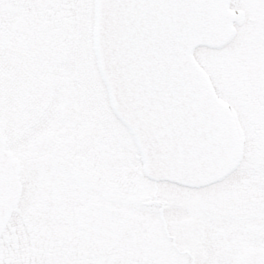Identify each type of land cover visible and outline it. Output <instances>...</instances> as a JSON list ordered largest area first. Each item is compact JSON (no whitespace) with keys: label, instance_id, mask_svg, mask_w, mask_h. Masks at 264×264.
<instances>
[{"label":"flooded vegetation","instance_id":"1","mask_svg":"<svg viewBox=\"0 0 264 264\" xmlns=\"http://www.w3.org/2000/svg\"><path fill=\"white\" fill-rule=\"evenodd\" d=\"M95 5L0 0V105H9L0 116L16 137L32 132L14 179L47 189L46 202L32 204L51 217L69 213L67 197L58 199L68 185L80 194L74 237L26 224L38 239L23 264H264V81L224 76L237 163L201 184L170 179L148 167L113 111ZM3 248L0 264H20Z\"/></svg>","mask_w":264,"mask_h":264},{"label":"water","instance_id":"2","mask_svg":"<svg viewBox=\"0 0 264 264\" xmlns=\"http://www.w3.org/2000/svg\"><path fill=\"white\" fill-rule=\"evenodd\" d=\"M229 0H97L96 50L118 118L147 165L199 184L241 148L229 109L193 57L231 33Z\"/></svg>","mask_w":264,"mask_h":264},{"label":"rangeland","instance_id":"3","mask_svg":"<svg viewBox=\"0 0 264 264\" xmlns=\"http://www.w3.org/2000/svg\"><path fill=\"white\" fill-rule=\"evenodd\" d=\"M228 10L232 28L229 37L218 45H200L193 50L194 59L220 98L224 94L226 72L231 79L238 74L242 75V81H264V24L261 22L264 0H229ZM6 101L4 98V104ZM4 104L0 105V112L3 107L9 108ZM13 124L10 119L0 116V244L7 251H13V263L23 264V259L32 255V245L28 243L32 237L38 239L37 234H30L26 224L54 230L57 237H74L76 225L72 215L76 212L75 204L80 194L72 184L68 185L69 193L59 195L58 199L67 197L66 204L63 203V208L69 210L66 216L51 217L50 213L34 208V203L46 202L47 189L27 183L24 175L22 181L14 179L16 152L25 149L32 132L24 130L25 134L16 137Z\"/></svg>","mask_w":264,"mask_h":264}]
</instances>
